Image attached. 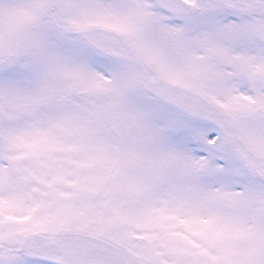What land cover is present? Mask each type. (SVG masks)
I'll use <instances>...</instances> for the list:
<instances>
[{
	"label": "snow or ice",
	"instance_id": "6c2138e0",
	"mask_svg": "<svg viewBox=\"0 0 264 264\" xmlns=\"http://www.w3.org/2000/svg\"><path fill=\"white\" fill-rule=\"evenodd\" d=\"M0 264H264V0H0Z\"/></svg>",
	"mask_w": 264,
	"mask_h": 264
}]
</instances>
